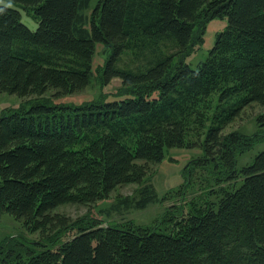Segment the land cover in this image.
I'll list each match as a JSON object with an SVG mask.
<instances>
[{"label":"trees","instance_id":"obj_1","mask_svg":"<svg viewBox=\"0 0 264 264\" xmlns=\"http://www.w3.org/2000/svg\"><path fill=\"white\" fill-rule=\"evenodd\" d=\"M12 1L32 10L38 25L31 30L16 8L0 4V92L82 90L97 43L107 57L102 83L119 78L125 91L75 107L42 97L0 114V211L37 231L44 246L26 256L6 252L0 264H264V147L239 164L264 142V113L252 133L224 131L241 104L264 105V0H96L88 17L90 0ZM201 16H226L227 24L194 69L180 57L195 44ZM164 37L173 52L156 45ZM145 48L143 70L116 65L122 53ZM210 96L216 111L199 142L202 155L183 169L191 176L182 193L193 171L211 164L215 183L226 182L210 189L214 200L165 210L167 231L132 220L102 226L57 210L139 184L165 148L191 146L186 134L201 125V102ZM157 200L154 187L140 186L138 208ZM125 206L126 197L112 209Z\"/></svg>","mask_w":264,"mask_h":264},{"label":"rangeland","instance_id":"obj_2","mask_svg":"<svg viewBox=\"0 0 264 264\" xmlns=\"http://www.w3.org/2000/svg\"><path fill=\"white\" fill-rule=\"evenodd\" d=\"M96 0H90V4L83 13L87 17L95 5ZM0 4L16 8L20 13V22L25 24L31 30H35L38 25V18L32 10L24 9L20 4L12 0H0ZM200 26L197 28L198 38L187 53L180 57L182 63L189 64L191 68H196L199 62H203L212 47L216 34L225 29L227 24V17H214L209 21L200 18ZM200 31V32H198ZM165 52H173L174 47L170 37H164L156 44ZM151 50L144 49L142 55H136L134 51H126L122 53L116 65L118 67L130 70L139 71L147 67L149 63V56ZM106 55L101 52V45L97 43L96 51L92 58V79L87 87L80 91L67 94H56L54 90L50 89L45 93L43 98L50 99V104L62 103L69 106H78V104L95 100L102 97L103 94L108 95V99H113L114 95L121 93L123 86L119 78H112L108 83L103 84L101 80V73L106 61ZM177 58L174 62L177 63ZM129 92V91H127ZM156 92V91H154ZM153 92V93H154ZM156 93L152 95L155 96ZM42 97L32 95L19 97L16 94H9L7 92H0V114L7 112L14 108H19L28 101L38 100ZM216 96L208 97L205 102H201L202 120L201 125L190 128L186 134V142L191 146L170 147L165 148L163 158L158 163H151L148 170L143 177L141 183H127L116 187L108 197L99 199L90 205L83 204H66L57 208L60 212L69 215L72 218L80 216H90L101 220L100 225L106 226L110 224L123 223L127 220H132L136 224L157 226L161 231H167L170 222H164L165 210L171 209L177 211L181 207L182 211L190 209L195 205L201 204L207 199L214 200L215 196L210 194L211 188H216L219 184L226 183L221 181L219 184L215 183V173L211 171V164H207L204 168H196L193 171V178L187 184L184 194L182 193L185 187V181L190 177L189 170L186 175L182 176L183 169L191 160L200 157L203 153L199 142L203 139L204 131L207 126L211 124V116L214 110V103ZM237 101V98L235 99ZM245 106H239L241 109L238 114L230 121L229 125L224 131L239 130L245 133H252L256 129L254 119L259 113H264V105L257 102H247ZM30 106V105H29ZM28 106V107H29ZM71 112L69 108L64 112ZM51 111L48 113L50 114ZM264 147V142L255 145L247 154L240 158L239 164L247 163L250 158L254 156L259 150ZM190 168V167H188ZM150 184L154 187L158 200L148 203L143 208L136 206L138 199V189L141 185ZM232 184H236L234 181ZM182 193V194H181ZM183 195V198H182ZM126 197L127 206L118 209H112V205L118 199ZM159 224V225H157ZM40 238L39 233L29 232L22 220L16 219L7 212L0 211V257H4L6 252L20 253L26 256L27 249H41L42 246L36 241Z\"/></svg>","mask_w":264,"mask_h":264}]
</instances>
